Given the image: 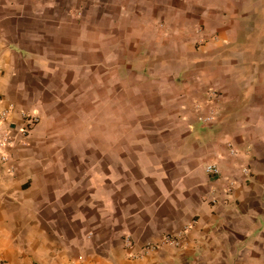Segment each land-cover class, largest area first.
<instances>
[{
    "label": "crops",
    "instance_id": "0c3cea01",
    "mask_svg": "<svg viewBox=\"0 0 264 264\" xmlns=\"http://www.w3.org/2000/svg\"><path fill=\"white\" fill-rule=\"evenodd\" d=\"M10 107L5 264H264V0H0Z\"/></svg>",
    "mask_w": 264,
    "mask_h": 264
},
{
    "label": "built area",
    "instance_id": "2783aa9c",
    "mask_svg": "<svg viewBox=\"0 0 264 264\" xmlns=\"http://www.w3.org/2000/svg\"><path fill=\"white\" fill-rule=\"evenodd\" d=\"M212 98L217 99L218 98V92L214 91L212 93ZM11 110H13L12 107H10L9 109H7L1 113V116H0L1 121L5 122L7 120ZM214 112H215V110H211V112L208 115L207 114L202 115L200 117V120L205 124L214 123V121L216 120ZM22 115H23V118L25 119V122H26V127H25L26 130H31L32 127L35 124H37L40 120L38 117L28 115L26 113H23ZM10 143H11L10 133L0 134V161L1 162H6L8 160L7 154H5V152L8 148V146L10 145ZM235 153H236V151L234 150L233 147H231V154L234 155ZM206 171L208 174H212L216 178H220V176H221V171L215 165H208L206 167ZM243 173H244V175L248 176L250 174V170L245 168L243 170ZM235 187H236V183L233 180H230V181L226 182L224 185L220 186L217 189V192L219 195H216V197L212 200V203L213 204H222V202L228 201L229 200L228 198L233 194ZM193 225L194 224L191 223L188 228H191ZM180 245H181V241L177 237L172 236V235H167V236L162 238L160 243H158V244H147L143 249L147 252H154V251H158L160 248H162L164 246L179 247ZM124 246L127 249L132 248L133 242L129 236H126L124 238ZM0 264H5V263H4V261L0 260ZM78 264H87V263L80 262Z\"/></svg>",
    "mask_w": 264,
    "mask_h": 264
}]
</instances>
